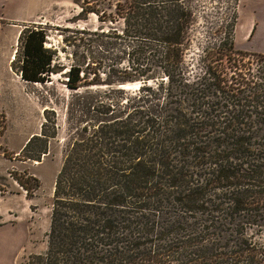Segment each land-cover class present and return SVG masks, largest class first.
<instances>
[{"label": "trees", "instance_id": "trees-1", "mask_svg": "<svg viewBox=\"0 0 264 264\" xmlns=\"http://www.w3.org/2000/svg\"><path fill=\"white\" fill-rule=\"evenodd\" d=\"M123 1L127 66L106 85L139 87L100 102L77 130L55 181L46 251L28 264H264V57L235 48L237 0L196 70L185 59L188 0ZM46 37L20 33L26 83L55 72ZM80 74L69 69L68 89L82 87ZM47 122L21 161L48 153L56 132ZM14 180L29 199L40 188L33 176Z\"/></svg>", "mask_w": 264, "mask_h": 264}, {"label": "rangeland", "instance_id": "rangeland-1", "mask_svg": "<svg viewBox=\"0 0 264 264\" xmlns=\"http://www.w3.org/2000/svg\"><path fill=\"white\" fill-rule=\"evenodd\" d=\"M188 4L195 19L185 59L196 70L203 49L218 43V28L232 9L227 0ZM124 5L123 0H0V264H28L45 253L55 181L77 130L96 119L89 112L100 102H117L121 88L130 95L139 87L106 85L119 80L127 66L124 41L118 39L124 25L117 8ZM235 16V48L264 57V0H237ZM27 27L47 34L45 47L53 54L55 72L46 83H26L16 71L19 36ZM71 67L86 78L76 91L66 87ZM95 76L103 85L88 86ZM46 118L48 132H56L48 153L41 161H21L20 152L41 134ZM15 174L39 180L40 188L30 199ZM231 244L235 248L233 239Z\"/></svg>", "mask_w": 264, "mask_h": 264}, {"label": "built area", "instance_id": "built-area-1", "mask_svg": "<svg viewBox=\"0 0 264 264\" xmlns=\"http://www.w3.org/2000/svg\"><path fill=\"white\" fill-rule=\"evenodd\" d=\"M15 53H16V52H15ZM15 59H16V55L14 54L13 57H12L11 62L15 61Z\"/></svg>", "mask_w": 264, "mask_h": 264}]
</instances>
